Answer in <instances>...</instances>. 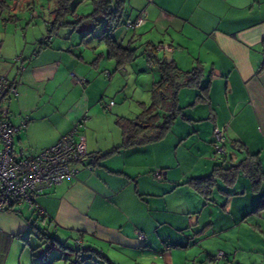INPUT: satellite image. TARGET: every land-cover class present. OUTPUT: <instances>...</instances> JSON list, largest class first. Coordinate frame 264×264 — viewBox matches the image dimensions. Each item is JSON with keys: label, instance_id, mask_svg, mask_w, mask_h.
Returning a JSON list of instances; mask_svg holds the SVG:
<instances>
[{"label": "crops", "instance_id": "1", "mask_svg": "<svg viewBox=\"0 0 264 264\" xmlns=\"http://www.w3.org/2000/svg\"><path fill=\"white\" fill-rule=\"evenodd\" d=\"M8 1L3 3L15 24L19 16ZM22 6L38 17L35 0ZM123 6L130 12L126 19L142 15L143 23L113 30L114 39L137 54L122 66L108 56L97 28L81 40L75 36L79 23L61 24L70 28L62 35L59 26L49 33L51 7L39 38L0 32V75L18 90L3 108L13 125L26 119L13 134L15 155L39 152L87 117L79 129L87 156L71 164V177L37 195L46 213L37 219L39 228L80 240L92 264L98 263L94 256L104 264H264V206L257 208L264 184L255 188L239 171L231 183L217 177L205 196L187 182L248 153H257L264 172V0H123ZM46 35L49 42L40 46ZM87 36L94 39L82 50ZM159 42L173 46L168 59L179 68L201 67V86L179 89L182 113L162 138L125 147L122 118L134 119L151 102L160 76L142 53ZM130 91L137 96L128 100ZM215 127L230 148L220 160L213 157ZM158 169L165 170V179L152 176ZM28 230L20 209L0 211V264H6L12 237ZM140 231L145 240L138 238ZM220 250L223 257H213Z\"/></svg>", "mask_w": 264, "mask_h": 264}, {"label": "trees", "instance_id": "2", "mask_svg": "<svg viewBox=\"0 0 264 264\" xmlns=\"http://www.w3.org/2000/svg\"><path fill=\"white\" fill-rule=\"evenodd\" d=\"M54 1L57 5L51 11L54 15L53 20L49 22V24L47 23L49 33L53 32L61 24L70 23L74 25L80 22L79 19L72 22L65 20L67 15L75 13V9L70 7V3L73 0ZM82 1L83 0H77L76 4ZM90 2L92 4V11L89 13V16L96 19V23L104 22V26L97 36L106 43L108 56L115 58L119 66L135 58L137 54L134 48L130 45H121L113 37V30L120 25H124L127 20L123 18V0H90ZM49 38L50 35L43 36L39 40L40 46L47 44ZM154 45L155 44L147 45L142 54L146 56L149 63L157 66L160 76L159 79L152 84L151 102L148 105H143L141 112L134 119L122 118L120 125L124 136L123 146L125 147L134 144L153 142L162 138L169 130L175 118L182 113V108L177 104V93L179 89L185 86H201V67L194 66L191 69L183 70L175 64L174 60L168 59V57L164 55L157 54L154 51ZM233 144L237 145L235 142H233ZM238 147L242 149V146ZM107 154L108 153L101 154L99 157L101 158ZM223 156L224 154L222 157ZM259 160L257 153H248L236 164L225 166L222 163H218L214 166L213 174L201 178L190 179L187 182H192L200 192L208 196L212 187L216 185L217 177L222 178L227 181V183H231L234 182L239 171H244L252 180L255 188H260L261 185L264 184L262 183V180H264V172H262ZM262 206H264V197H262L257 208H262ZM32 214L34 215L32 220L27 218L30 230H37L39 238L49 242V246L46 250L54 246L55 243L63 245L55 236L49 235V232L44 230L45 228L42 229L36 226V220L40 217L44 218L45 215L37 216L34 213ZM80 247L82 246L79 245V248L75 249V251L78 252ZM42 259H47L46 254L42 255ZM33 264L38 263L34 262Z\"/></svg>", "mask_w": 264, "mask_h": 264}, {"label": "built area", "instance_id": "3", "mask_svg": "<svg viewBox=\"0 0 264 264\" xmlns=\"http://www.w3.org/2000/svg\"><path fill=\"white\" fill-rule=\"evenodd\" d=\"M143 23V16L138 15L134 20L127 19L125 25L135 28ZM173 46L167 43H156L154 51L166 57L172 56ZM264 57V50H262ZM72 77L80 84L85 79ZM18 93L15 82L4 75H0V211L16 209L18 205H25L37 216H44V208L37 202L36 197L45 188L61 183L71 177L76 170L71 164L81 161L86 156L84 140L79 136V129L86 121L84 115L65 134L60 136L53 144L33 155L17 156L13 150V134L26 119H22L20 125H13L8 121L7 111L3 104L10 95ZM113 102L111 101L107 107ZM226 140L221 128L213 129L212 149L217 156L225 154ZM155 179H165V170L158 169L152 172ZM138 238L145 240V235L140 231ZM80 245V240H76ZM223 251H218L213 257H223Z\"/></svg>", "mask_w": 264, "mask_h": 264}, {"label": "rangeland", "instance_id": "4", "mask_svg": "<svg viewBox=\"0 0 264 264\" xmlns=\"http://www.w3.org/2000/svg\"><path fill=\"white\" fill-rule=\"evenodd\" d=\"M7 1L8 0H6V2ZM28 1L29 0H9L8 1L9 3H11L10 6H13L14 10H16L15 14L19 16L18 21L15 22L14 24L13 22L9 21V13H10L9 6H6L3 3V0H0V32L4 30L5 32H12V33H17V34L22 33L26 35L28 39H32V38L36 39L42 35V32L45 29L43 20L51 19L50 10H53L56 7L57 3L54 0H51V1L35 0L36 5L38 6L36 7V10H37L36 12L38 13V17L32 18V15L29 9L22 6L23 4H26ZM12 2H14V4H12ZM76 3H77V0H73L70 3V7L75 9V16H73L74 17L73 20L75 21L78 17L81 18V22H79L78 27L75 31V36H77L81 40L79 36L83 34L84 32L91 30L92 28H97L96 33L99 34L103 28L102 26L103 22L96 23V19H93L91 16H89V13L92 11L90 0H83L82 2L78 4ZM128 13L130 12L125 9L123 18H125ZM5 19H7V21H5ZM8 21L9 23H12V24H8V26L6 27V22ZM4 24H5V27H4ZM98 27H100V29H98ZM59 29H61L60 31L61 35L64 33L63 30H70V28H68L67 26L65 27L59 26ZM45 32L46 31H44L43 33ZM85 39L86 40L83 43V47L81 46L82 50L84 49L85 43L93 41L94 38L92 36L91 38L87 36ZM101 46L103 47L104 44L102 43ZM104 61H107V60L104 59ZM101 63L103 64V60L101 61ZM124 68L125 67H122L121 70L119 71L123 72ZM128 93L129 94H126L128 96L127 98L128 100L131 98H135V96H137L135 95L134 97H131L133 96L131 91ZM118 102H122L120 100V97H119ZM225 149H226V152L228 153L227 155H229L230 148L226 146ZM213 157H215V159L217 160H220L219 159L220 156H217L215 153H213ZM224 162H223L224 165L228 166V163L226 161ZM218 184L219 186L222 185L221 182H218ZM214 193H216V190L214 191ZM256 197H258V195H256ZM16 209H20L22 216H24L26 219L30 218L33 215L31 210H29L27 206L25 205H18L16 206ZM41 225H42L41 221L36 220V226L41 227ZM234 233L240 234L239 230L234 231ZM38 235L39 234L37 230H28L25 233H21L19 236L12 237L11 243L8 245L9 247L8 249H6L8 253L6 264H33V262L35 263L37 262L38 264H47V263L49 264L50 263L51 264H92V261L90 260L91 254L88 251H85L84 249H82V247H80V250L78 252L75 251V249L79 248V245L76 244L75 239L72 235H62L59 232L56 233L55 231L49 230V235L51 236L56 235L55 237L59 239L61 244H63L64 246L55 243L54 246H52L51 248L49 247L48 250H46V248L49 246V242H47L45 239H40ZM259 237L260 239H262L261 236ZM69 248L73 250H70ZM217 252H215L214 255H216ZM43 254L47 255L46 256L48 259L47 263H45V261L42 260ZM62 255H63L62 259H57L58 257H61ZM206 255L212 256L213 254L210 253V251H206L205 256ZM94 258L96 262H98L99 264H104V262H102L101 260H98L96 256L92 257L93 261H94ZM98 263L94 262V264H98ZM206 263H209V261Z\"/></svg>", "mask_w": 264, "mask_h": 264}, {"label": "water", "instance_id": "5", "mask_svg": "<svg viewBox=\"0 0 264 264\" xmlns=\"http://www.w3.org/2000/svg\"><path fill=\"white\" fill-rule=\"evenodd\" d=\"M47 256V255H46Z\"/></svg>", "mask_w": 264, "mask_h": 264}]
</instances>
